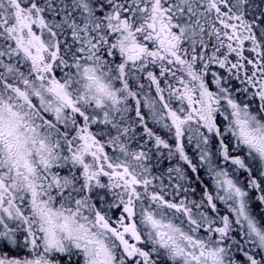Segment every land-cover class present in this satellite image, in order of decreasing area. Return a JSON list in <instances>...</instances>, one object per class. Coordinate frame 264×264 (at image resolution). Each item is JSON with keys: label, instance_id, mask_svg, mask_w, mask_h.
Masks as SVG:
<instances>
[{"label": "snow or ice", "instance_id": "1", "mask_svg": "<svg viewBox=\"0 0 264 264\" xmlns=\"http://www.w3.org/2000/svg\"><path fill=\"white\" fill-rule=\"evenodd\" d=\"M0 264H264V0H0Z\"/></svg>", "mask_w": 264, "mask_h": 264}]
</instances>
